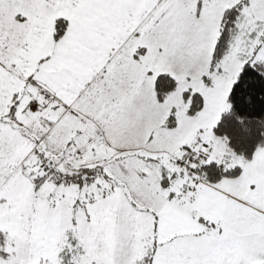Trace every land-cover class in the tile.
I'll return each mask as SVG.
<instances>
[{
	"label": "snow or ice",
	"instance_id": "obj_1",
	"mask_svg": "<svg viewBox=\"0 0 264 264\" xmlns=\"http://www.w3.org/2000/svg\"><path fill=\"white\" fill-rule=\"evenodd\" d=\"M0 264H264V0H0Z\"/></svg>",
	"mask_w": 264,
	"mask_h": 264
}]
</instances>
